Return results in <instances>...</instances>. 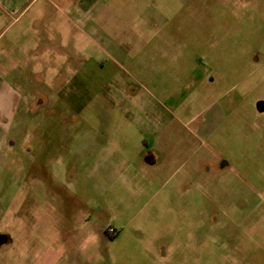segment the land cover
<instances>
[{"label": "rangeland", "instance_id": "374dc122", "mask_svg": "<svg viewBox=\"0 0 264 264\" xmlns=\"http://www.w3.org/2000/svg\"><path fill=\"white\" fill-rule=\"evenodd\" d=\"M104 8L122 32L93 25ZM63 10L50 3L40 82L37 14L0 16V93L27 102L49 79L52 95L21 103L0 162V189L17 169L32 186L17 219L0 209V264H264V0H99L75 31Z\"/></svg>", "mask_w": 264, "mask_h": 264}, {"label": "crops", "instance_id": "0c3cea01", "mask_svg": "<svg viewBox=\"0 0 264 264\" xmlns=\"http://www.w3.org/2000/svg\"><path fill=\"white\" fill-rule=\"evenodd\" d=\"M40 1L45 2V4H47V6L45 5V7H43V3L40 5ZM56 0H0V16L2 15H10V16H16L15 17V21H17L20 17H22L24 14H26L27 12H29L30 10L35 11L33 15L37 14V16H35L33 19L34 21L31 22V25H33V32L36 35L42 34V38H39V36L36 37L34 43L35 46L33 47V50H27V52H32V55L34 56V61H32L33 63L32 66H34V71L35 74H37L34 78H35V82L37 81H41V78H44V71L45 69H43V67L40 68V66H44L46 65L43 61L42 58H40L38 55L42 53V50H39V43L42 42V40L45 39V41L47 42H51L54 41V39L48 37L50 35V31L46 28V23L48 24L50 21V12H49V7H50V3L54 2ZM59 2H62L63 6H64V10L61 11V15H62V19H64V23H63V27L66 28L67 26H71L73 28V30H79L82 29L81 24L83 21V15L87 14L88 11L95 5L98 3L99 0H57ZM113 0H111L112 2ZM46 8V9H45ZM47 10V11H46ZM45 11V12H44ZM151 18H153V14H150ZM149 16V17H150ZM94 23L93 25L96 26V29H98L99 31H104L106 30V32H108L109 35H113L115 34V32H122L123 29L125 28L126 24L122 23L121 20H119L115 13L107 8H104L99 14H97L94 17ZM46 21V23H45ZM65 25V26H64ZM118 26L119 28L115 31L114 28L115 26ZM41 28L42 31L39 29ZM75 28V29H74ZM71 29H68L67 32H70ZM42 39V40H40ZM72 39L77 40L78 41V37H72ZM56 42H58V49H62L63 45L61 46L60 44L62 43L60 40H56ZM63 44V43H62ZM147 44V43H146ZM10 45H12L10 43ZM159 45H163L162 43H159ZM38 47V48H37ZM11 51L9 52L8 55H4L3 51L0 52V59L1 58H8L12 56V51H13V46L10 47ZM37 49L39 51H37ZM23 51L24 49H20ZM23 55H25L26 57V52L25 53H21ZM56 54H63V56L67 55L65 52L64 53H59V51L56 52ZM31 55V56H32ZM40 59H39V58ZM72 57H64L63 58V63L69 64V65H76L78 62V60L76 59H71ZM19 61L17 62H13L11 64V70H17L16 72L18 73L19 71L21 72L20 75L23 76L24 72H22V70H27V68L29 67L28 64L26 66L22 65V68L19 67L20 65ZM23 64V63H22ZM48 69V67H47ZM28 72V71H27ZM31 73V72H28ZM26 74V73H25ZM30 76V75H29ZM34 78H30L28 77V79H23L21 78V83L24 84L25 86H28V82L35 83L34 82ZM28 80V82H27ZM47 80V79H46ZM45 80V81H46ZM79 75L77 74V71L74 75H70V83H67V80H65L63 82V84L60 85L59 88V93L67 90L66 86L68 84H74L77 85V82L79 81ZM45 83V82H43ZM4 87H8L6 84L4 85ZM5 91V90H4ZM44 95L40 93H35V96L33 97V95H31L30 100L23 101V99L21 98L22 96H20V94H16L12 89L7 88V90L2 94L0 93V162L3 161L2 164H4V158H7L8 152L13 151V144L12 142L10 143L8 148L6 146V144L8 143L7 140L9 138V135L12 133V131L14 129H20V131L23 130V123L22 120H18V116L16 117V114L18 113V110L21 106V103H25L26 108H20L22 109L23 112H25V114H27L28 111H30V106L34 105V107L39 108L42 107L45 108L47 106L46 100L48 102V98H50L51 95V89H50V80L48 79L45 90H44ZM33 98V99H32ZM32 100V101H31ZM24 106V105H23ZM25 107V106H24ZM32 107V108H34ZM21 113V112H20ZM16 117L15 121L14 118ZM24 118V117H23ZM18 120V121H17ZM5 144V146H4ZM7 148V149H6ZM11 161L13 162V157H10ZM29 171L24 170V169H20L16 171V179L13 178L12 184L10 186L9 189H7V191H5L4 186L0 189V195L3 192H5V194H9V199L6 201V206L4 207L3 205V198L0 196V209H7L9 208L11 210L12 215H14V219H17L18 217H15L16 215L18 216V214L20 213V211H22L24 208H26L28 210V208L30 207V201L28 198L29 195V191L32 190V186L28 185V181H26V178L29 176L30 173H28ZM0 174H1V169H0ZM15 175V174H14ZM14 175H12L14 177ZM19 177V179H17ZM47 179V178H46ZM18 182H20L19 184H17ZM9 190V191H8ZM2 198V199H1ZM33 205H32V209L29 210L27 212V219H30L31 216V212L34 210L33 209ZM42 212V213H40ZM33 215H36V212H33ZM44 212L43 210H39V213L36 215V218H34L33 216V223L32 226L33 228L35 227L34 225L37 223L36 220L41 219L44 216ZM36 219V220H35ZM37 228V227H36ZM34 231V230H33ZM35 231H37L38 233H41V227H39L38 229H35ZM44 238L45 235H43Z\"/></svg>", "mask_w": 264, "mask_h": 264}, {"label": "built area", "instance_id": "2783aa9c", "mask_svg": "<svg viewBox=\"0 0 264 264\" xmlns=\"http://www.w3.org/2000/svg\"><path fill=\"white\" fill-rule=\"evenodd\" d=\"M109 232H110V233H114V230H113V229H110Z\"/></svg>", "mask_w": 264, "mask_h": 264}, {"label": "flooded vegetation", "instance_id": "af4514ba", "mask_svg": "<svg viewBox=\"0 0 264 264\" xmlns=\"http://www.w3.org/2000/svg\"><path fill=\"white\" fill-rule=\"evenodd\" d=\"M78 82H79V81H78ZM78 82H77V83H78Z\"/></svg>", "mask_w": 264, "mask_h": 264}]
</instances>
